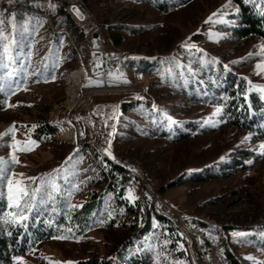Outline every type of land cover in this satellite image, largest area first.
Returning a JSON list of instances; mask_svg holds the SVG:
<instances>
[{
  "label": "rangeland",
  "instance_id": "rangeland-1",
  "mask_svg": "<svg viewBox=\"0 0 264 264\" xmlns=\"http://www.w3.org/2000/svg\"><path fill=\"white\" fill-rule=\"evenodd\" d=\"M13 2L0 0V133L3 134L0 135V160L8 162L6 175L16 174L15 178L30 192L37 184L41 185L32 210L42 215V224L45 223L47 229L55 228L53 220L57 212L63 210L52 183L58 186L59 192V187L72 190L79 181L81 170L67 169L69 174L65 180L66 171L58 164L81 141L93 138L97 132L104 133L105 129L108 135L111 133L105 147L111 156L104 152L126 167L130 175L126 185L135 193L131 196L142 192L158 213H163L175 226L179 225L183 234L184 228L189 229L184 234L187 260L173 258L164 250H154L165 244L162 238L144 240L153 249L155 264H232L224 259V251L235 264H264V153L255 150L264 140L252 141L250 131L226 123L227 115L222 110L213 115L217 107L193 103L182 95L184 88L190 86L192 92H198L200 85L196 81L192 85L190 81L196 80L192 77L194 72H204L217 60L244 75L253 85L252 90L260 93L257 86L264 85V71L256 65L264 60V50L260 47L264 41L237 39L233 33L236 21L229 17L237 14L233 3L230 0H190L162 12L135 0H111L107 10L110 22L143 27L135 31L126 29L122 44L114 46L101 36L97 21L86 6L83 8L87 10L84 9L88 23L73 19L78 36L75 43L65 28L59 30L58 36L51 35L53 29L48 15ZM190 47L198 48L202 63L196 62L199 54L191 55L182 66L163 63L171 61L174 53ZM161 52L165 53V57H157L161 66L157 62L149 65L153 58L149 54L160 55ZM124 53L129 55V65L120 68L116 60ZM137 64L143 69L136 68ZM81 66L72 105L67 91L68 84L72 83L69 76ZM174 82L183 87L174 88ZM153 94L162 96L154 98V102L168 116L184 115L179 105H188L187 117L178 119L192 117V122H196L195 127L187 129L192 131L190 136L172 141L167 136L141 133L142 127L120 125V102L141 101ZM66 121L74 125L77 131L74 137L65 135L62 124ZM40 122L55 128L54 137L46 141L32 137ZM205 126L204 130L200 128ZM245 136L249 139L245 140ZM13 138L22 143L13 145ZM29 140L36 143L26 145L24 142ZM238 148H248L252 154L262 155L245 159L252 161L247 166L213 167L217 162L231 160V152L237 153ZM13 152L17 163H10ZM209 172L216 176L181 182L185 175ZM6 185V176L0 177V199L7 209L0 216L1 224L10 217L9 213L19 214V209L8 204ZM91 190V186L77 189L71 196V204L88 199ZM147 196L158 197L167 211L159 210ZM27 203L33 201L29 198ZM24 211L31 212L27 208ZM65 217L67 221V214ZM105 222L99 221L81 233L70 225H58L51 236L36 241L28 251L18 255L23 260L15 264H62L64 261L86 264L93 258L107 259L118 251L136 227L129 220L126 225L108 226ZM208 233L214 236L209 238L214 244L212 249L202 245Z\"/></svg>",
  "mask_w": 264,
  "mask_h": 264
},
{
  "label": "trees",
  "instance_id": "trees-1",
  "mask_svg": "<svg viewBox=\"0 0 264 264\" xmlns=\"http://www.w3.org/2000/svg\"><path fill=\"white\" fill-rule=\"evenodd\" d=\"M54 1V3H51L50 0H24L19 3L14 0L13 3H19L18 6H24L30 11H38L41 14L48 15L54 31H51L52 36H58L59 30L65 28L69 31L71 37L74 38V42L77 43L78 36L73 28L74 21L67 12L66 5L60 1ZM110 1L82 0L84 6L91 11L96 19L101 36L105 37L112 45L120 46L124 40V31L126 29L135 31L143 27L139 25L125 26L124 24L110 22L107 12ZM135 1L145 3L162 12H168L186 4L190 0ZM230 1L237 10V14L229 16L236 21L233 33H235L237 39L253 38L264 41V0ZM14 8L16 7L14 6ZM28 14L36 16L31 13ZM38 16L43 18V15ZM131 16L133 17V15ZM173 55L174 58L171 61L164 60L163 63L168 65L174 63L177 66H182L189 60L191 55H197L196 62L202 63V60H200L201 54L198 48L195 47L183 48L180 52ZM159 56L165 57V53L161 52L160 55L149 54V57H153L149 60V65L156 64V62L159 64L157 60ZM159 66L161 65L159 64ZM136 68L143 69L138 64ZM191 68L196 67L191 66ZM165 75L166 73L163 76L164 79H166ZM192 77H195L196 80L190 79L191 84L193 85L196 81L200 85L199 91L196 93L192 92V87L190 86L187 89L184 88V93L181 91L179 92L180 94L186 95L188 100L193 103H201L208 107H220L222 112L227 115L226 123L237 129L250 131L252 133V141L264 140V99L261 98L259 92L252 90L251 87L253 85L248 79H245L244 75L237 72L233 67L222 64L221 60H217L213 65L207 66L204 72H194ZM208 78H210V81H208ZM173 87L181 89L183 86H179L174 82ZM153 95V97H145L141 101L129 100L120 102V125L124 128L142 127L141 133L151 132L161 137L167 136L172 141H178L190 136L192 131L187 129L195 127L197 125L196 122H192V117L185 120L178 119L187 117L185 112H187L188 105H179L184 115L168 116L154 102V98L157 100L162 96ZM169 117H171V121L168 119ZM200 128L204 130L207 126ZM54 133L55 128L49 123L40 122L36 125L31 135L35 140L46 141L50 137H54ZM123 134L121 132L120 135L124 136ZM109 138L110 135L105 129L104 133L101 131L97 132L93 138L81 141L79 146L73 147L71 153L66 155L61 163L58 164V167H61L64 171L67 169L72 171L81 170V173L77 177L79 179L77 185L72 190L68 191L62 187H59V192L56 190V199H59V205L63 207L65 212H63L64 214L62 213L63 210L57 212L56 220H53L55 228L49 227L50 230L47 229V225L45 223L42 224V215L33 212V210L28 213L26 221H15L13 215L8 219H4L5 221L2 224L0 223V264H11L13 256L25 253L36 241L38 242L51 236L57 230L56 227L58 225H70L76 232L81 233L83 230L103 220L106 221L105 223L108 226L122 223L126 225V221L129 220V223L136 227V230L112 256L102 260L93 258L87 260L86 264H155L153 249H150V246H147L144 241L149 239V237L162 238L165 241L164 245L155 247L154 250H164L173 258H182L183 260L189 258L183 233L169 218L160 213L158 214L155 207L143 196L142 192L137 193L136 195L138 196H135L129 202L128 192L130 195H135L126 185V180L130 178V175L124 165L110 159L104 152ZM88 151L91 153L90 155L87 154ZM236 151L237 153L235 154L231 152V160L217 162L213 164L215 165L213 167L216 168L219 165L232 167L234 164H238L241 167L247 166L246 160L255 158L253 157L254 152L252 154V151L248 148H238ZM236 154L240 157L236 156ZM260 155L262 154L254 156ZM68 174L67 171L63 174L65 180ZM212 176L215 177L216 175L212 172L204 175L199 174V176L189 174L185 175L181 182L186 180L202 181L207 178L210 179ZM89 186L92 188L89 198L80 202V207L69 208L68 205L72 203L71 196L76 193V190ZM160 189L162 192V188ZM69 192L71 193L70 196L68 195ZM109 193L110 196H108ZM6 210L4 201L0 199V216ZM8 211H10L9 208ZM66 214L68 216L67 221ZM120 215H123V218ZM209 238H214L212 233L204 236L202 245L212 249L214 244L210 243L211 239ZM223 257L232 264L236 263L227 251H224Z\"/></svg>",
  "mask_w": 264,
  "mask_h": 264
},
{
  "label": "snow or ice",
  "instance_id": "snow-or-ice-1",
  "mask_svg": "<svg viewBox=\"0 0 264 264\" xmlns=\"http://www.w3.org/2000/svg\"><path fill=\"white\" fill-rule=\"evenodd\" d=\"M74 10H75L76 14L78 16H81V18H82V15H81L79 9H74ZM185 47H187V45H185ZM260 47L262 50H264V44H262ZM5 50L7 51V46H5ZM256 67L258 69H261L262 71H264V60L260 61L256 65ZM54 78L55 77H53V79ZM245 79H247V78L245 77ZM18 87H19V85H17V88ZM257 87L261 93V98L264 99V85H258ZM245 95H247V93H245ZM220 111H221L220 107L215 108L213 115H216ZM168 119L171 121V117H169ZM0 135H3V134L0 133ZM109 135H111V133H109ZM249 136H250V134H249ZM249 136H245L244 139L245 140L249 139ZM21 143H22L21 141H17V140H15V138H13V145H20ZM24 143L26 145L27 144H35L36 141L35 140H29V141H26ZM255 150L259 151L261 153H264V142H261L260 147L258 149H255ZM104 151L109 156H111V152H109V150L107 148L104 149ZM10 156H11L10 163H17L18 162L17 157L15 156L14 152L10 153ZM221 158H223V157H221ZM6 163H8V162L0 160V177L6 176V179H7L6 188H7V200H8L9 206L10 207L15 206L17 209H19V214L9 213V215L10 216L14 215L15 221L23 222V221H26L28 219V213L24 211V208H27L28 211L32 210L33 204L36 200V192L41 190V185L37 184L35 189L30 192L28 187L23 185L20 179L15 178L16 174H7L6 175V169H5ZM247 163L251 164L252 161H247ZM27 179L36 180L37 178L36 177H28ZM52 190L53 191L58 190V186L54 182L52 183ZM68 195L70 196L71 193L69 192ZM29 198L33 201V203L25 204V201L28 200ZM128 198H129V202H131L134 199V197H132L131 195H129ZM68 207L69 208L80 207V205L79 204H77V205L69 204ZM234 235L243 236V235H245V233H234ZM249 258L251 259V257H249ZM12 260L15 264L16 261H22L23 258L20 256H13ZM56 264H61V262H56ZM62 264H76V262L64 261V262H62Z\"/></svg>",
  "mask_w": 264,
  "mask_h": 264
},
{
  "label": "bare ground",
  "instance_id": "bare-ground-1",
  "mask_svg": "<svg viewBox=\"0 0 264 264\" xmlns=\"http://www.w3.org/2000/svg\"><path fill=\"white\" fill-rule=\"evenodd\" d=\"M58 2L60 1V2H62V3H64L65 5H66V8H67V12L69 13V15H70V17L72 18V19H75V20H79L80 22L82 21V22H84V23H88V20H89V17H88V13L84 10V9H82L83 8V3H82V1L81 0H76V1H74V8H76V9H79V11H80V13H81V15H82V18H81V16H78L77 14H76V12L74 11V13H75V16L76 17H74V14H73V12L72 11H70V7H69V0H57ZM11 8V7H10ZM13 8V7H12ZM34 13H36V12H34ZM91 35V34H90ZM120 56V55H119ZM128 60H129V55H128V53H124L120 58H117V66L118 67H120V68H126V67H128V65H129V63H128ZM116 63V62H115ZM82 71V66L81 67H79V68H76L75 70H73V71H71V74H70V76H69V82H72V83H69L68 84V86H67V91H68V96H69V101L71 102V104L73 105L74 104V102H75V100H74V96H75V94H76V91L78 90V77H79V74H80V72ZM62 126H63V128H64V130H65V135L66 136H68V137H74L75 136V133L77 132V131H75V128H74V125L71 123V122H69V121H66V122H63V124H62ZM154 199L157 201V202H155L156 203V205H157V208H159V210H161V208L160 207H164L163 206V202L158 198V197H156V196H154ZM161 214H163V213H161ZM166 215H168L167 213H166ZM182 218H185V217H182ZM178 219V218H177ZM176 219V220H177ZM181 220V219H180ZM186 219H184V221H185ZM183 221V222H184ZM188 221V220H187ZM176 222V221H175ZM178 223H179V221H178ZM181 225V224H180ZM178 227H179V225H177ZM184 228V227H183ZM191 229V228H190ZM189 229H183V231H184V234L186 235L187 234V231H188Z\"/></svg>",
  "mask_w": 264,
  "mask_h": 264
},
{
  "label": "built area",
  "instance_id": "built-area-1",
  "mask_svg": "<svg viewBox=\"0 0 264 264\" xmlns=\"http://www.w3.org/2000/svg\"><path fill=\"white\" fill-rule=\"evenodd\" d=\"M74 1H76V0H69V7H70V11H72L73 12V14H74V17H76L75 16V13H74V9H76V8H74ZM7 5H9V3L7 4ZM82 9H84V8H82ZM82 22V21H81ZM84 23V22H83ZM147 197H151V196H147ZM152 198V197H151ZM153 200H154V202H157L154 198H152ZM160 208H162L163 210H166L167 211V207H160Z\"/></svg>",
  "mask_w": 264,
  "mask_h": 264
},
{
  "label": "water",
  "instance_id": "water-1",
  "mask_svg": "<svg viewBox=\"0 0 264 264\" xmlns=\"http://www.w3.org/2000/svg\"><path fill=\"white\" fill-rule=\"evenodd\" d=\"M96 34H97V33L95 32V33L93 34V36L96 37Z\"/></svg>",
  "mask_w": 264,
  "mask_h": 264
}]
</instances>
